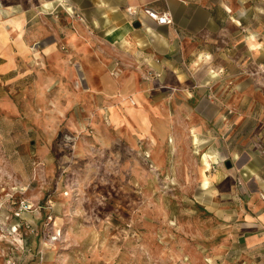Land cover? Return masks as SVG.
Instances as JSON below:
<instances>
[{
  "label": "rangeland",
  "instance_id": "obj_1",
  "mask_svg": "<svg viewBox=\"0 0 264 264\" xmlns=\"http://www.w3.org/2000/svg\"><path fill=\"white\" fill-rule=\"evenodd\" d=\"M174 1L241 11L262 63L245 109L242 81L221 76L231 58L212 80L131 78L122 43H108L114 1L0 0L30 39L0 73V264H264V0ZM102 74L142 92L101 95Z\"/></svg>",
  "mask_w": 264,
  "mask_h": 264
},
{
  "label": "crops",
  "instance_id": "obj_2",
  "mask_svg": "<svg viewBox=\"0 0 264 264\" xmlns=\"http://www.w3.org/2000/svg\"><path fill=\"white\" fill-rule=\"evenodd\" d=\"M109 1H114L116 6L114 11H111L110 22L106 26L109 29L108 43H122L121 53L124 55L121 58L124 62L135 66L131 78H135L144 69L151 68L153 73L159 75L161 82L168 77L180 81L185 79L186 75L192 74L194 76L202 74L197 78L205 76L206 79L212 80L221 74L217 72L221 69L216 65L218 56L226 58L224 63L227 62L225 63L227 66L224 67L230 65L227 59L231 58L235 62L236 69L231 67L232 70H227L221 76L225 79L235 77L238 81H242L239 82L240 86L237 90L238 96L242 97L238 105L242 110L245 109L249 95L252 93L245 92L244 81L248 79L258 81L260 79L258 66L262 63L260 62V51H258L260 42L255 40L253 35L246 39L245 26L239 19L241 11L237 13L239 23H236L233 20L236 17L231 15L232 9L229 12L225 8V5L229 6L227 2L223 5L218 4V6H205L174 0H123L125 6L136 8L137 13L134 16L125 15L123 20L120 19L117 22L120 16L117 10H122L124 5H121L122 2L118 0ZM149 2H152L151 6L148 5ZM143 7H150L157 11L167 9L172 15V23H157L143 13ZM0 21L1 73L14 63V52H22L26 43H30V39H25L23 35L24 14L17 13L5 19L0 18ZM249 43L256 45L251 46ZM232 44H235L237 50L234 55L232 52H227ZM244 50H247V55L243 52ZM203 60L205 61L202 62ZM199 62L204 64L205 71L202 72L198 68L193 72L190 69L185 72L182 69V65L194 67V64ZM101 79L102 84L99 88V91H102L101 95H114L117 91L124 95L135 92L139 95L141 91L136 87H131V84L127 82L118 87L117 81L109 75L102 74ZM253 89L256 92L259 91L256 85ZM254 91L253 94H255ZM224 94H227V89ZM258 94L264 97V89L261 88V93H256ZM262 101L258 103L257 109L264 113V99ZM135 115L132 123L141 131L143 115H137V113ZM259 142L264 143V137L260 136ZM255 156L256 153L253 154V157Z\"/></svg>",
  "mask_w": 264,
  "mask_h": 264
},
{
  "label": "bare ground",
  "instance_id": "obj_3",
  "mask_svg": "<svg viewBox=\"0 0 264 264\" xmlns=\"http://www.w3.org/2000/svg\"><path fill=\"white\" fill-rule=\"evenodd\" d=\"M44 6H45V4H44ZM225 8L229 11V12H231V8L229 7V6H227V5H225ZM233 20L236 22V23H239V21H238V19L237 18H233ZM0 24H1V21H0ZM20 32V31H19ZM108 34H109V29H108ZM251 46H253V45H256L255 43H249ZM26 48V47H25ZM37 53L38 52H34L33 54L34 55H37ZM212 72H213V70H211ZM137 100H136V98L135 97H133V98H131L130 100H128V102L129 103H131L130 105H129V107L127 108L128 109V113L129 112H131L132 114H133V110L135 111V109H139L137 106H136V103L138 102H136ZM136 111H139V110H136ZM109 114H110V116H111V118L113 119V117H115L114 115H116V112L114 111V109H111L110 111H109ZM192 135L194 136V140H196L197 138H196V136L192 133ZM208 159H213V157L212 156H210V155H207V154H203L202 155V157H201V160H202V164L205 166V168H204V171H203V186H204V188H208L209 187V184H210V181H209V178H208V176H207V174H206V171H208L209 170V168H210V163H209V161H208Z\"/></svg>",
  "mask_w": 264,
  "mask_h": 264
},
{
  "label": "built area",
  "instance_id": "obj_4",
  "mask_svg": "<svg viewBox=\"0 0 264 264\" xmlns=\"http://www.w3.org/2000/svg\"><path fill=\"white\" fill-rule=\"evenodd\" d=\"M143 13L147 17L155 20L159 24H169L172 23V15L169 11H157L150 7H143ZM128 12L132 16L136 15L137 10L134 7H128Z\"/></svg>",
  "mask_w": 264,
  "mask_h": 264
},
{
  "label": "water",
  "instance_id": "obj_5",
  "mask_svg": "<svg viewBox=\"0 0 264 264\" xmlns=\"http://www.w3.org/2000/svg\"><path fill=\"white\" fill-rule=\"evenodd\" d=\"M226 165L229 167V166H230V162L227 161V162H226Z\"/></svg>",
  "mask_w": 264,
  "mask_h": 264
}]
</instances>
